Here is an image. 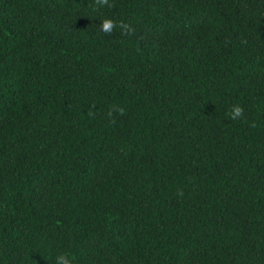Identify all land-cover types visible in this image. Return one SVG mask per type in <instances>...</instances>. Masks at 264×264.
<instances>
[{"label":"trees","instance_id":"obj_1","mask_svg":"<svg viewBox=\"0 0 264 264\" xmlns=\"http://www.w3.org/2000/svg\"><path fill=\"white\" fill-rule=\"evenodd\" d=\"M60 254L264 264V0H0V264Z\"/></svg>","mask_w":264,"mask_h":264},{"label":"clouds","instance_id":"obj_2","mask_svg":"<svg viewBox=\"0 0 264 264\" xmlns=\"http://www.w3.org/2000/svg\"><path fill=\"white\" fill-rule=\"evenodd\" d=\"M101 3L106 4L108 0H100ZM116 27L115 22L110 18H104L100 23V28L104 33H111ZM242 112V109L240 107H235L232 110V117L235 118L239 116ZM73 257L66 255V254H60L56 257V264H73Z\"/></svg>","mask_w":264,"mask_h":264}]
</instances>
